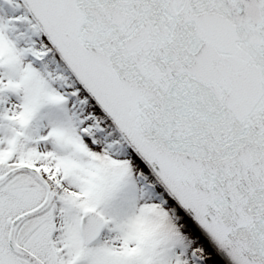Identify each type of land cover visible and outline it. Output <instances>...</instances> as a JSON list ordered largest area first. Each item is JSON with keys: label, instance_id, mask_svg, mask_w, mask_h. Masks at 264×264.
I'll return each mask as SVG.
<instances>
[{"label": "snow or ice", "instance_id": "snow-or-ice-1", "mask_svg": "<svg viewBox=\"0 0 264 264\" xmlns=\"http://www.w3.org/2000/svg\"><path fill=\"white\" fill-rule=\"evenodd\" d=\"M0 264H264V0H0Z\"/></svg>", "mask_w": 264, "mask_h": 264}]
</instances>
